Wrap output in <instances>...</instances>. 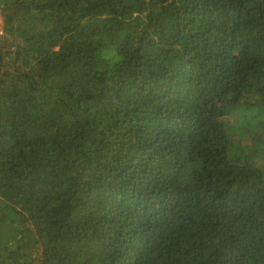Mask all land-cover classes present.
I'll return each instance as SVG.
<instances>
[{"label": "trees", "instance_id": "1", "mask_svg": "<svg viewBox=\"0 0 264 264\" xmlns=\"http://www.w3.org/2000/svg\"><path fill=\"white\" fill-rule=\"evenodd\" d=\"M0 15V264H264V0Z\"/></svg>", "mask_w": 264, "mask_h": 264}, {"label": "rangeland", "instance_id": "2", "mask_svg": "<svg viewBox=\"0 0 264 264\" xmlns=\"http://www.w3.org/2000/svg\"><path fill=\"white\" fill-rule=\"evenodd\" d=\"M1 24H2V17L0 15V28H1Z\"/></svg>", "mask_w": 264, "mask_h": 264}]
</instances>
